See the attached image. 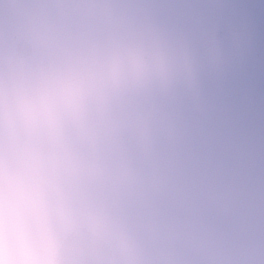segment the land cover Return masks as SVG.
Masks as SVG:
<instances>
[{
	"label": "water",
	"instance_id": "95a60500",
	"mask_svg": "<svg viewBox=\"0 0 264 264\" xmlns=\"http://www.w3.org/2000/svg\"><path fill=\"white\" fill-rule=\"evenodd\" d=\"M41 129L54 264H264V0H0V154Z\"/></svg>",
	"mask_w": 264,
	"mask_h": 264
},
{
	"label": "clouds",
	"instance_id": "9594fccd",
	"mask_svg": "<svg viewBox=\"0 0 264 264\" xmlns=\"http://www.w3.org/2000/svg\"><path fill=\"white\" fill-rule=\"evenodd\" d=\"M155 69L147 62L122 61L115 71L142 75ZM25 147L19 156L6 149L0 154V264H54L53 233L69 221L49 184L42 179L51 174L48 157L56 146L48 143V132L36 135L15 133ZM36 144L35 156L27 148Z\"/></svg>",
	"mask_w": 264,
	"mask_h": 264
}]
</instances>
